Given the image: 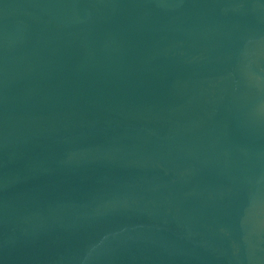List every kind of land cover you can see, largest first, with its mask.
Returning a JSON list of instances; mask_svg holds the SVG:
<instances>
[{"label":"water","instance_id":"1","mask_svg":"<svg viewBox=\"0 0 264 264\" xmlns=\"http://www.w3.org/2000/svg\"><path fill=\"white\" fill-rule=\"evenodd\" d=\"M0 264H264V0H0Z\"/></svg>","mask_w":264,"mask_h":264}]
</instances>
